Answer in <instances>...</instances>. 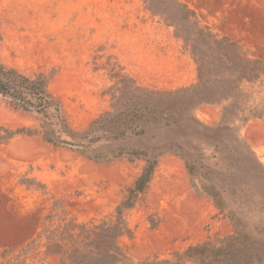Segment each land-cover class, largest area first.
Listing matches in <instances>:
<instances>
[{
  "label": "rangeland",
  "instance_id": "obj_1",
  "mask_svg": "<svg viewBox=\"0 0 264 264\" xmlns=\"http://www.w3.org/2000/svg\"><path fill=\"white\" fill-rule=\"evenodd\" d=\"M179 1L0 0V62L44 74L76 132L118 108L156 111L90 146L158 158L125 212L128 256L239 234L247 264H264V0ZM40 125L0 95V264H61L65 225L112 218L145 165L10 135Z\"/></svg>",
  "mask_w": 264,
  "mask_h": 264
},
{
  "label": "trees",
  "instance_id": "obj_2",
  "mask_svg": "<svg viewBox=\"0 0 264 264\" xmlns=\"http://www.w3.org/2000/svg\"><path fill=\"white\" fill-rule=\"evenodd\" d=\"M146 2L153 0H145ZM177 6L183 5L174 0ZM151 6V4H150ZM184 6V5H183ZM168 92L148 90L149 99L154 100L157 95ZM0 95L13 100L17 106L25 111L37 114L41 119L39 130L20 128L10 135L41 133L44 140L54 145H75L78 151L88 158L108 161L121 156L143 158L145 165L136 178L124 199L117 205L115 215L110 219L91 221L81 224L65 225L68 233V248L58 254L62 256L61 264H247L251 258L243 257L245 239L239 235H232L219 243L208 239L204 242L190 245L184 251H175L170 256H148L133 259L128 256L119 238L125 234L132 237V232L125 220V212L134 207L140 194L148 187L158 163L157 156L150 157L146 150L134 147H120L110 154H91L90 146L103 137L113 140L122 138L129 123L147 115L155 116L154 109L132 106L125 110L106 112L93 121L92 125L83 132H76L69 124L64 112L63 104L48 87V78L40 73L29 76L17 68L8 67L0 62ZM54 240V239H52ZM52 242H55L52 241Z\"/></svg>",
  "mask_w": 264,
  "mask_h": 264
},
{
  "label": "water",
  "instance_id": "obj_3",
  "mask_svg": "<svg viewBox=\"0 0 264 264\" xmlns=\"http://www.w3.org/2000/svg\"><path fill=\"white\" fill-rule=\"evenodd\" d=\"M69 146H70V147H76L75 145H72V144H70Z\"/></svg>",
  "mask_w": 264,
  "mask_h": 264
}]
</instances>
